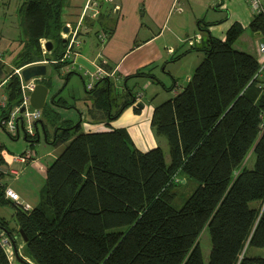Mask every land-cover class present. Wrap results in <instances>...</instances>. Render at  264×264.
Here are the masks:
<instances>
[{"label":"trees","instance_id":"obj_1","mask_svg":"<svg viewBox=\"0 0 264 264\" xmlns=\"http://www.w3.org/2000/svg\"><path fill=\"white\" fill-rule=\"evenodd\" d=\"M68 3L23 1L21 52L9 72L0 62L7 96L0 126L23 98L14 69L44 60L55 61L56 70L70 64L62 59L68 40L61 35ZM249 28L264 43L263 14L255 13ZM203 31L197 50L205 57L189 83L153 110L150 124L156 138L166 139L170 163L160 146L146 153L136 148L125 129L85 133L80 121L57 127L53 141L46 139L54 148L64 146L46 172L52 215L40 206L22 211L0 185V205H14L18 231L2 217L0 228L16 242L21 230L28 239L24 253L36 264H264V257L247 256L250 247L264 249V68L234 48L242 33L238 24L222 41ZM42 39L53 44L45 56ZM143 76L154 78L144 70L132 77ZM114 88L110 79L85 86L108 122L137 99L128 90L120 102ZM134 111L140 112L139 105ZM36 135L25 137L31 147L40 141ZM251 150L254 167L242 166ZM178 174L198 183L181 208L173 205ZM205 229L211 237L208 263L199 243ZM0 264H10L1 246Z\"/></svg>","mask_w":264,"mask_h":264},{"label":"crops","instance_id":"obj_2","mask_svg":"<svg viewBox=\"0 0 264 264\" xmlns=\"http://www.w3.org/2000/svg\"><path fill=\"white\" fill-rule=\"evenodd\" d=\"M85 1L82 7L81 5L73 3L71 5L70 3L73 10H77V14L75 13L76 15L73 16L72 20H69L68 16L67 19L64 17V24L69 27L70 33L78 28V36L81 41L80 48H83L79 55L87 58L97 68V72L93 74L97 81L96 84L91 83L85 86L87 89H89L88 86H91L90 89H92L97 85L99 79H110L115 84L113 96H117L121 102L128 90H130L137 98L136 103L124 109L118 118L108 122L109 115L97 110L93 98L89 96L86 98L84 95V99L87 101L85 108L80 110L76 117H73L66 112H64L65 114L63 113V111L73 107V105H69L67 101L63 100L58 90V85L54 83L55 77L53 79L47 76V78H40L36 83H43L49 88L50 95L45 106L49 107L51 111L53 118L50 119L52 126H50V129L54 128V131L52 130V137L50 138V133L47 129V124L49 123L46 124L42 117L44 109L40 110L42 112L41 120L36 124V136H38L39 140L41 129L44 131L45 140L48 138V140L53 141L57 127H70L75 125V123L77 124V122L85 120L88 123V128L82 129L85 133L125 129L131 137L134 146L140 151L146 153V151L158 148V146L161 147L160 138H156L150 124L153 110L157 105L175 97L189 83L192 78L189 75L190 65L188 60L191 53L198 54L196 56L198 59L196 64L198 66L204 59L205 53L197 50L202 45V38L206 37V32L203 31L204 28L213 37L222 41L225 40L227 32L232 25L238 24L242 29V33L234 44V48L252 54L260 62L261 67L264 68V54L258 51L260 44H264L263 39L259 33L253 34L249 28L255 14L251 0H113L112 3H108L105 0H96L92 4H88L87 0ZM261 1L264 4V0ZM117 6L119 8L115 10L114 8ZM62 33L65 34L63 31ZM62 33L61 35H63ZM90 35L94 36L96 38L95 41L100 44L98 45V51H95L92 46H90L88 51L85 50L83 45L87 40L84 37ZM101 35L105 36V40L102 41ZM0 38L1 43L2 41L4 42L5 39L2 36ZM18 40L19 37L13 43L16 44ZM10 47L4 50L7 56L8 54L10 56L15 51V48L11 50ZM5 63L9 64L8 62ZM40 63L42 61L32 64ZM49 63L47 65H53L54 62ZM23 68L14 69V73L17 74L16 71L18 69L21 71ZM73 70L74 68L70 64L57 70L56 77L66 82L65 87L70 83L74 74ZM143 70L150 72L154 78L145 76L132 77ZM47 72L49 71L47 70ZM70 73L72 74L68 76ZM185 75L188 78L184 84ZM128 77H132V79L126 81L125 78ZM143 81L144 83L141 84ZM5 84L6 81L0 83L1 109L7 103ZM141 86L143 87L141 88ZM150 88H153L154 95L150 99L151 104L146 105L141 89ZM163 92H165V96L158 100V97H161L160 95ZM56 95L58 96L55 101L61 100L66 106L61 107L55 104L53 98ZM50 98L52 100L49 105ZM140 104L143 105V108H140V112L136 113L134 108ZM116 109L114 107L112 111ZM20 134L15 136L16 138L14 139L20 138ZM46 142L52 146L47 140ZM0 146H3V150L0 153L6 156H1L0 158L2 160L0 162V165H2L0 185L4 188H11L13 187L11 182L9 184L6 179L8 177H22V174L27 172V169H30L31 163L37 160L38 152L36 149V152L30 150L34 152V161L19 163L14 160V156L21 155L28 149H24L21 153H14L7 150L3 144ZM63 149L64 146L58 147L57 152L50 151L47 154L52 161L44 168L42 167L46 178L48 167L63 152ZM38 206L40 205L34 204L31 207L34 209ZM20 239L24 242L22 236ZM250 248H248L247 254ZM254 250L252 252L253 257L256 254L258 256L262 255L261 251ZM209 253L210 250L208 252L203 250V257L206 263L209 260Z\"/></svg>","mask_w":264,"mask_h":264},{"label":"rangeland","instance_id":"obj_3","mask_svg":"<svg viewBox=\"0 0 264 264\" xmlns=\"http://www.w3.org/2000/svg\"><path fill=\"white\" fill-rule=\"evenodd\" d=\"M23 1L24 0H0V36H2L3 39H5L4 42L2 41L1 43V38H0V44H1L0 58H2L1 59L2 61L0 60V62L2 64H5V72H9L10 69H13L14 63L12 62V60H14L17 54L21 52L20 50L21 44L19 45V43L20 41L24 40V37H23V28L21 27V16L19 13H20V7L22 6ZM68 2H69L68 3L69 6L67 5L63 14L66 19L68 16L69 20H72L73 16L77 14V10L76 9L73 10L71 6L72 3L76 5H81L82 7L86 1L85 0H70V1L68 0ZM18 37H19V40L16 42V44L13 43V41L15 42ZM84 39L87 40V42L83 45L85 47V50L88 51L90 49V46H92L95 49V51L99 50L98 45L100 44H98L95 41L96 38L94 36L92 35L85 36ZM7 46L10 47L11 50L15 48L14 53L12 52L10 56L9 54L7 56L6 52L4 53V50L8 48ZM43 52H44V49H43ZM196 56H198L197 53H191L190 57L188 58L189 65H190L189 66L190 76L194 74L198 66V64H196L198 63V59ZM5 62H8L9 64ZM47 68H48L47 70L49 71L47 73V77L51 79L55 77L54 83L58 85L59 87L58 90L60 91V94L63 100L67 101L69 105H73V107H69L65 111H63V113L66 112L70 116L76 117L77 116L76 114H78L80 110L84 109L86 105L85 103H87L86 99H84V95L86 96V98L88 96V93H85V85L86 84L89 85L91 83L95 85L97 82L96 79L93 77L94 75L92 73L87 72V70L79 69V66L76 65L74 66V70H73V72L75 73L72 75L70 83L65 87L64 85L66 82L56 77L57 70H55L54 66L48 65ZM5 77H6V74H0V81H3ZM82 78L85 81V83L82 80ZM187 78L188 77L185 75L184 84L185 82H187ZM143 83L144 81L141 84ZM142 87L143 86H141V88ZM141 91H142L143 96L145 97L146 105L151 104L150 99L154 95L153 88L141 89ZM160 96L161 97H158V100L165 96V92H163ZM51 100L52 99L50 98L49 105L51 104ZM2 111L3 109L0 108V117H1ZM42 117L46 121V124L49 123L47 124L48 125L47 129L50 133V138H51L52 130L54 131V128L52 130L50 129V126H51L50 119L53 118L51 115V111L49 110L48 113L44 112ZM87 125L88 123L85 120L81 123V127H83V129H87L88 128ZM20 133H21L20 138L14 139L16 137H12L9 131L5 130L2 126H0V145L3 144L7 150L14 152V153H21V151H23L24 149H28L31 151L32 150L35 151L36 149V151L38 152L37 154L38 158L35 162L31 161L32 163H31L30 169H27V172L23 173L22 177H18V178L8 177L6 180L9 184L11 182V185L13 186L12 188L18 193L19 197L22 199L21 201H24V204L26 203L31 204L30 206L34 204L40 205V207L43 208L45 212H47L48 215H52L53 214L52 209H50L47 204L46 175L42 167L44 168L45 166L50 164L52 161L51 157L47 156V154L50 151H53L54 153L57 152L58 148H54L48 145V143L46 142L44 138L45 134H44V131H42V129L40 130V141L36 142L32 147L29 146L28 141H26L24 138L25 137L24 130L21 129ZM160 144H161V147L164 148L168 163H170L169 146H167V141L164 137L160 138ZM1 156L3 157V155L0 153V158ZM255 159L256 157L254 156V154H252V150H251L249 152V155L243 162L242 166H246L248 168L254 167ZM1 161L2 160L0 159V162ZM1 168H2V165H0V170ZM14 178H15V181H14ZM174 180H175L174 182L175 185L172 188V192H174L175 194L174 199H173V203H174L173 205L176 208H181L184 204L183 202L194 193V190L197 188L198 183L196 180L185 179L183 174H178L174 178ZM15 212H16V208L14 207L12 203L0 205V218L1 217L5 218L7 222H9V227L11 230L13 229V230L18 231V224L14 217ZM200 236H201L199 238L200 247L203 248L204 252H208V250H210L211 248L210 247L211 237L209 236V230L208 229L204 230ZM254 249L261 251L260 253H262V255H259V256H264V249L251 247L247 254L249 257H253L252 252L255 251ZM256 256L258 255L256 254Z\"/></svg>","mask_w":264,"mask_h":264},{"label":"built area","instance_id":"obj_4","mask_svg":"<svg viewBox=\"0 0 264 264\" xmlns=\"http://www.w3.org/2000/svg\"><path fill=\"white\" fill-rule=\"evenodd\" d=\"M92 4L96 0H87ZM108 3H112L113 0H105ZM97 5V3H96ZM251 5L253 7V11L256 14H263L264 16V4L261 0H251ZM119 7H115L117 10ZM63 34V33H62ZM71 34V35H70ZM64 39L68 40L67 51L65 52L64 57L62 58L64 61H68L71 66L74 67L76 63V57L80 54L79 49L81 45V41L78 36V28L73 30V32L65 33L62 35ZM102 41L105 40V36L101 35ZM47 41L44 39L41 40V46L44 49V54L49 53L47 49H45V44ZM258 51L261 54H264V44H260L258 47ZM49 63L48 61H42V63ZM55 63V61H53ZM16 73L20 76L21 81V90H22V102L19 106L11 109L7 116L2 120V127L9 131L13 137L18 136L20 130H24L25 137H34L36 135V124L41 120L42 112L40 110H36L30 106V92L34 89L36 82L38 79H32L28 83H24L22 79L21 71L18 69ZM90 89L91 86H88ZM3 107H6L4 104ZM25 108V111L22 112V109ZM3 157L4 154H2ZM34 152L30 150H26L21 155L14 156V160L19 163H27L34 160ZM5 197L10 201L14 202L22 211L29 212L32 210L30 204H24V201L19 197L18 193L11 187H6ZM0 246L4 250L6 256L8 257L10 264H36L33 259L24 253L25 242L18 241L16 242L14 238L11 237L9 233H7L3 228H0ZM21 259V262L18 261V257ZM242 258V257H240ZM239 264V263H238Z\"/></svg>","mask_w":264,"mask_h":264},{"label":"water","instance_id":"obj_5","mask_svg":"<svg viewBox=\"0 0 264 264\" xmlns=\"http://www.w3.org/2000/svg\"><path fill=\"white\" fill-rule=\"evenodd\" d=\"M63 32L67 33L69 32V27L65 26L63 28ZM45 49L50 53L53 49L52 42H47L45 44ZM83 48L79 49V52H82ZM48 63H40V64H30L27 67H24L21 70L22 79L24 83H28L32 79H40L47 76V65ZM78 65L79 69L87 70V72H90L92 74H95L97 72V68L87 59L84 58L81 55H78L76 57V63L74 66ZM72 68H74L72 66ZM75 73V72H73ZM83 79V78H82ZM49 88L43 84V83H37L34 87V89L30 92V106L33 107L36 110L45 109V105L47 103V100L49 98ZM139 107L142 109L143 105L140 104ZM25 111V108L22 109V112ZM19 233L21 234L24 242H27L26 235L20 230ZM18 261L21 262V259L19 256L17 257Z\"/></svg>","mask_w":264,"mask_h":264}]
</instances>
